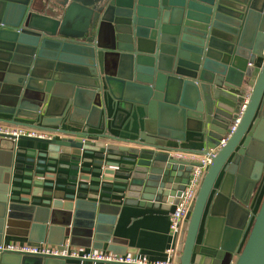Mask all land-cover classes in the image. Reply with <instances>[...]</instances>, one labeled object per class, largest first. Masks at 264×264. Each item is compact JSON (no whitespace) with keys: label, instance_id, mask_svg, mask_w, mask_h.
<instances>
[{"label":"water","instance_id":"water-1","mask_svg":"<svg viewBox=\"0 0 264 264\" xmlns=\"http://www.w3.org/2000/svg\"><path fill=\"white\" fill-rule=\"evenodd\" d=\"M249 91L176 264H264V193L251 209L264 184V0H0V124L54 135L0 136V247L127 256L113 237L122 207L178 205L198 164L173 155L218 148ZM189 135L201 149L169 146ZM0 264L117 263L5 251Z\"/></svg>","mask_w":264,"mask_h":264},{"label":"built area","instance_id":"built-area-1","mask_svg":"<svg viewBox=\"0 0 264 264\" xmlns=\"http://www.w3.org/2000/svg\"><path fill=\"white\" fill-rule=\"evenodd\" d=\"M246 102L242 105L240 110V115L238 120H236L234 126L231 128V134L234 133L236 127L240 122V118L246 109ZM0 136H6L13 138L14 141H18L22 137L34 138V139H51L54 137L53 134L34 130L27 127L1 125L0 124ZM229 135L225 137L220 146L209 152L208 155H198L189 153H176L175 156L178 159H183L189 162H194L198 166L194 167L188 184L180 198L179 204L174 207V210L170 214V233L172 238V243L167 249V260L164 262H159L155 264H176L178 258V247L180 244V237L184 230V226L187 220V216L192 210L194 201L196 199L199 187L201 185L203 176L212 164V159L215 157L216 153L220 148H222L228 141ZM64 251L58 248L51 247L48 245H42L40 247H31L28 244H4L0 247V253L5 251H12L18 253H26L32 255H44V256H66L74 258H83L90 261L99 262H112L117 264H148L145 259L135 258L133 256H116L108 252H100L96 250L89 251H79L70 246V243H65L63 245Z\"/></svg>","mask_w":264,"mask_h":264},{"label":"crops","instance_id":"crops-1","mask_svg":"<svg viewBox=\"0 0 264 264\" xmlns=\"http://www.w3.org/2000/svg\"><path fill=\"white\" fill-rule=\"evenodd\" d=\"M262 61L259 62L258 69L261 67ZM6 118V117H5ZM9 119V118H7ZM23 123H33L29 121H23ZM189 141L186 144H176L170 143L169 146L174 149H186L195 151L201 149L200 145L193 144L192 135H189ZM102 145L100 143H97ZM107 145V144H103ZM110 145V144H109ZM112 147H119L113 145ZM38 149V153L44 151L39 146H35L29 142H19L18 149L26 150H35ZM85 158L92 161L91 164H86L82 167L90 168L94 170L97 168L94 161L96 160L94 156L85 155ZM80 174L85 177V179H90L95 175L93 173ZM222 179V178H221ZM221 179L218 181V186L221 182ZM64 183V182H61ZM89 185L92 186L93 183L89 182ZM14 188L24 189L26 186L15 185ZM261 190V186H260ZM258 190V193L260 192ZM256 194L255 200L252 202L251 209L253 212H257L259 204L262 199V195L259 197V194ZM24 197L25 195L21 193V190L14 193ZM175 205H173L170 210H148L140 207H122L118 217L116 218V224L114 226L113 237L125 241L127 243L124 245L131 253L127 256H133L135 258L145 259L148 264H155L159 262H164L167 260V249L172 243L171 233H170V214L174 210ZM5 243H14V244H26L27 241L17 238H6ZM74 248V247H73ZM79 251H89L93 249H83L75 248ZM105 252H107L105 250Z\"/></svg>","mask_w":264,"mask_h":264},{"label":"bare ground","instance_id":"bare-ground-1","mask_svg":"<svg viewBox=\"0 0 264 264\" xmlns=\"http://www.w3.org/2000/svg\"><path fill=\"white\" fill-rule=\"evenodd\" d=\"M249 97H250V91L247 92V94L245 95V102H246V100H247V103H248ZM245 102H244V103H245ZM244 103H243V104H244ZM243 104H242V105H243ZM241 107H242V106H241ZM246 108H247V104H246ZM240 110H241V109H240ZM245 110H246V109H245ZM243 113H244V112H243ZM239 115H240V114H239ZM242 115H243V114H242ZM241 117H242V116H241ZM238 118H239V117H238ZM237 120H238V119H237ZM240 120H241V118H240ZM235 122H236V121H235ZM239 123H240V122H239ZM234 124H235V123H234ZM234 124H233V126H234ZM233 126H232V127H233ZM232 127H231V128H232ZM236 128H237V127H236ZM234 132H235V131H234ZM228 135H229L230 137L232 136V134H231V129H230V134H228ZM228 135H227V136H228ZM227 136H226V137H227ZM230 137H229V138H230ZM228 140H229V139H228ZM225 145H226V144H225ZM225 145H224V146H225ZM212 150H213V149H212ZM210 151H211V150H210ZM210 151H209V152H210ZM258 194H259V193H258ZM260 203H261V202H260ZM259 205H260V204H259Z\"/></svg>","mask_w":264,"mask_h":264},{"label":"flooded vegetation","instance_id":"flooded-vegetation-1","mask_svg":"<svg viewBox=\"0 0 264 264\" xmlns=\"http://www.w3.org/2000/svg\"><path fill=\"white\" fill-rule=\"evenodd\" d=\"M263 190H264V184L261 185V190L259 192V197L261 196V194L263 193Z\"/></svg>","mask_w":264,"mask_h":264}]
</instances>
